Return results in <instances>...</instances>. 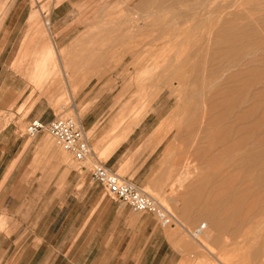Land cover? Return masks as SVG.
Here are the masks:
<instances>
[{
  "label": "rangeland",
  "instance_id": "rangeland-1",
  "mask_svg": "<svg viewBox=\"0 0 264 264\" xmlns=\"http://www.w3.org/2000/svg\"><path fill=\"white\" fill-rule=\"evenodd\" d=\"M72 115L85 160L25 134ZM95 164L183 226L134 214L170 242L143 264H264V0H0V264L80 262L87 211L122 206Z\"/></svg>",
  "mask_w": 264,
  "mask_h": 264
},
{
  "label": "crops",
  "instance_id": "crops-1",
  "mask_svg": "<svg viewBox=\"0 0 264 264\" xmlns=\"http://www.w3.org/2000/svg\"><path fill=\"white\" fill-rule=\"evenodd\" d=\"M17 162L18 159L12 166H8L10 163L4 166V182L18 170ZM96 203L82 218L79 231L70 245L74 246L82 238L83 257L75 264H143L155 260L164 244L170 245L163 231L149 218L140 220L134 216L138 213L125 206L107 209L104 203H98V200Z\"/></svg>",
  "mask_w": 264,
  "mask_h": 264
},
{
  "label": "built area",
  "instance_id": "built-area-1",
  "mask_svg": "<svg viewBox=\"0 0 264 264\" xmlns=\"http://www.w3.org/2000/svg\"><path fill=\"white\" fill-rule=\"evenodd\" d=\"M41 131H46L56 145L68 153L72 160L81 161L90 153L85 131L75 115L53 117L46 123L38 118H33L25 126L27 137H34ZM90 180L102 186L107 196L119 202L120 205L129 207L132 212L155 217L161 228L181 226L177 216L160 201L144 192L131 180L120 177L111 169L101 164L94 165L90 173ZM204 227L201 225L200 229L203 230Z\"/></svg>",
  "mask_w": 264,
  "mask_h": 264
},
{
  "label": "bare ground",
  "instance_id": "bare-ground-1",
  "mask_svg": "<svg viewBox=\"0 0 264 264\" xmlns=\"http://www.w3.org/2000/svg\"><path fill=\"white\" fill-rule=\"evenodd\" d=\"M139 18H141V17H139ZM138 18H136V20H137ZM135 20V21H136ZM142 22V21H141ZM139 24H141V23H139ZM135 25V24H134ZM185 95V94H184ZM180 96V95H179ZM185 97V96H184ZM183 100H184V98H183ZM90 147V146H89ZM91 153H93V151H92V149H90V153L87 155V156H89ZM87 156L83 159V160H85L86 158H87ZM96 159V158H95ZM98 161V159L96 160V162ZM96 165V164H95ZM123 206V205H122ZM130 209V208H129ZM135 213V212H134ZM139 214V213H138ZM205 226V225H204ZM181 228L183 227L182 226V224H181V226H180ZM201 227V226H200ZM200 227H198L197 229H195L194 231H193V233L192 234H190V235H192L193 236V238H196V237H198L199 235H200V233H202V231L205 229V227H204V229L203 230H201L200 229ZM196 231H198L197 233H195ZM190 233V232H189Z\"/></svg>",
  "mask_w": 264,
  "mask_h": 264
}]
</instances>
